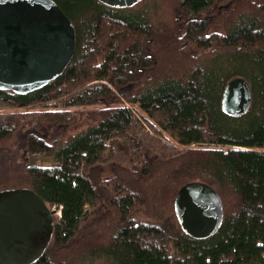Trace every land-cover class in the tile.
<instances>
[{"label":"trees","instance_id":"obj_1","mask_svg":"<svg viewBox=\"0 0 264 264\" xmlns=\"http://www.w3.org/2000/svg\"><path fill=\"white\" fill-rule=\"evenodd\" d=\"M54 1L75 29L72 60L40 89L0 90V191L29 188L60 210L34 264L71 263L64 250L84 236L91 264H264V0ZM237 77L252 101L229 115ZM149 182L167 218L158 194L145 202ZM192 182L223 201L203 240L174 210Z\"/></svg>","mask_w":264,"mask_h":264},{"label":"water","instance_id":"obj_2","mask_svg":"<svg viewBox=\"0 0 264 264\" xmlns=\"http://www.w3.org/2000/svg\"><path fill=\"white\" fill-rule=\"evenodd\" d=\"M117 8L142 0H98ZM73 23L54 0H0V90L25 94L59 77L75 53ZM252 101L241 77L227 83L222 109L242 115ZM44 199L29 188L0 191V264H34L52 239L53 216ZM174 210L181 229L203 240L224 220L223 201L210 185L192 182L177 193Z\"/></svg>","mask_w":264,"mask_h":264},{"label":"rangeland","instance_id":"obj_3","mask_svg":"<svg viewBox=\"0 0 264 264\" xmlns=\"http://www.w3.org/2000/svg\"><path fill=\"white\" fill-rule=\"evenodd\" d=\"M164 1L165 0H163L162 2H160V1L159 2L163 3ZM160 6H161V4H160ZM162 20H166L165 17H162ZM74 130H75V128H65V129H59L58 132L61 134V136H67L70 133H72ZM143 187H145V189H146V190H144V194H145L144 198L146 200L145 202L148 203L147 204L148 207L152 208V204L154 202V197L158 193L156 194V191L150 185V182L148 184H144ZM163 194H164V192H163ZM156 197H157L156 199L158 200V206L160 208V211H162L164 213V216L167 218V211L165 210L166 209V205H165L166 198L164 196H162L161 194H158ZM57 213H60V212L58 211ZM145 214H146L145 212L140 214V211H139V213L136 216L143 218V216ZM59 215L60 214L54 215V218L58 219ZM99 235L100 234H98L96 238H99ZM93 236H94L93 232H90V233L87 234L86 239L89 240V241H92L94 239ZM84 237L78 243H76L74 245H71V247L66 248V250H64V253H66L67 256L69 255L68 258L72 257V258H70L71 263H69L68 261L64 260L63 262H58V264H91V262L93 260L88 262L85 259V257L83 255H81L84 252L83 250L85 249V246H86V240L83 241ZM79 258H80V260H79ZM93 264H104V262L94 261Z\"/></svg>","mask_w":264,"mask_h":264},{"label":"bare ground","instance_id":"obj_4","mask_svg":"<svg viewBox=\"0 0 264 264\" xmlns=\"http://www.w3.org/2000/svg\"><path fill=\"white\" fill-rule=\"evenodd\" d=\"M59 209V208H58Z\"/></svg>","mask_w":264,"mask_h":264},{"label":"built area","instance_id":"obj_5","mask_svg":"<svg viewBox=\"0 0 264 264\" xmlns=\"http://www.w3.org/2000/svg\"><path fill=\"white\" fill-rule=\"evenodd\" d=\"M60 214V213H59Z\"/></svg>","mask_w":264,"mask_h":264}]
</instances>
